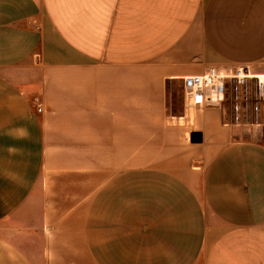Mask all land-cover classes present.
Returning a JSON list of instances; mask_svg holds the SVG:
<instances>
[{"label":"crops","instance_id":"obj_1","mask_svg":"<svg viewBox=\"0 0 264 264\" xmlns=\"http://www.w3.org/2000/svg\"><path fill=\"white\" fill-rule=\"evenodd\" d=\"M198 59L264 76V0H0V264H264V141L168 120Z\"/></svg>","mask_w":264,"mask_h":264},{"label":"built area","instance_id":"obj_2","mask_svg":"<svg viewBox=\"0 0 264 264\" xmlns=\"http://www.w3.org/2000/svg\"><path fill=\"white\" fill-rule=\"evenodd\" d=\"M185 80V94L189 106L221 104L230 99L236 123L249 111L253 97L259 111L258 100L264 99V78L251 72L248 65L209 66L200 75H189ZM254 82V83H253ZM43 109L39 103L38 111Z\"/></svg>","mask_w":264,"mask_h":264},{"label":"rangeland","instance_id":"obj_3","mask_svg":"<svg viewBox=\"0 0 264 264\" xmlns=\"http://www.w3.org/2000/svg\"><path fill=\"white\" fill-rule=\"evenodd\" d=\"M196 64V65H195ZM192 65L196 66V70L192 75H200L202 74L210 64H206L201 62L199 59L192 63ZM229 65H238V64H221L215 65L219 67L229 66ZM242 65V64H239ZM193 66V67H195ZM195 69V68H193ZM252 73L255 72L252 67H250ZM185 77L180 79V81H176L173 85H169L168 95H167V105L169 107L168 117L173 121V116H181L185 114L187 108H196L195 106H189L186 100L185 94ZM254 83V82H253ZM259 111L254 110V106L256 105V100L251 97L249 100V111L248 113H244L240 119V122L246 126V129H250L249 135L252 137H256V139H260L264 141V99L258 100ZM60 186H63L65 189L63 193L57 195L59 197V201L62 204H71L73 202V198L77 199V193H69L72 190H78L79 187L83 185H92L93 179L88 176L81 175H71L66 176V179L59 181Z\"/></svg>","mask_w":264,"mask_h":264},{"label":"water","instance_id":"obj_4","mask_svg":"<svg viewBox=\"0 0 264 264\" xmlns=\"http://www.w3.org/2000/svg\"><path fill=\"white\" fill-rule=\"evenodd\" d=\"M191 140L194 141V142H199V141H201V133H199V132H194V133L191 135Z\"/></svg>","mask_w":264,"mask_h":264},{"label":"bare ground","instance_id":"obj_5","mask_svg":"<svg viewBox=\"0 0 264 264\" xmlns=\"http://www.w3.org/2000/svg\"><path fill=\"white\" fill-rule=\"evenodd\" d=\"M262 79L264 78V76H260Z\"/></svg>","mask_w":264,"mask_h":264}]
</instances>
